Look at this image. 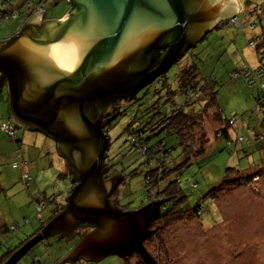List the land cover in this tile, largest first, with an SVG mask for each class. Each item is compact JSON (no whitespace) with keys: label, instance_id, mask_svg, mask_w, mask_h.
Segmentation results:
<instances>
[{"label":"water","instance_id":"95a60500","mask_svg":"<svg viewBox=\"0 0 264 264\" xmlns=\"http://www.w3.org/2000/svg\"><path fill=\"white\" fill-rule=\"evenodd\" d=\"M60 20L34 12L20 31L0 43V82L9 116L25 130L44 132L72 171L65 207L4 264H16L43 239L70 238L93 229L57 262L98 263L138 254L156 264L144 242L161 200L122 210L111 198L121 174L106 177L114 102L132 99L165 73L218 23L237 10L235 0H67Z\"/></svg>","mask_w":264,"mask_h":264},{"label":"rangeland","instance_id":"374dc122","mask_svg":"<svg viewBox=\"0 0 264 264\" xmlns=\"http://www.w3.org/2000/svg\"><path fill=\"white\" fill-rule=\"evenodd\" d=\"M3 1L0 0V11L4 10L6 6L13 7L14 10L16 9L17 16L8 20L0 14V40L10 39L14 32L18 33L20 31L27 9L22 5L25 0H9V5H4ZM32 1L37 2L38 0ZM235 2L237 12L234 16L244 24L236 27L230 18L227 19V22L223 21L208 33L204 40L197 43L195 47L190 48L181 60L168 69L167 73L168 82L171 84L170 90L176 91L177 86L173 78L184 66L194 64L197 68V80L199 79L202 82L212 81L217 105L223 110L222 115L228 118L233 114L244 117L250 128L246 131V124H240L241 135L245 138L240 146L243 149L247 148L246 150H240L237 154H230L221 141H217L212 148L206 150L203 156L206 161L200 164L201 168L198 167L197 162H194L182 171L179 180L190 207L196 206L199 200L204 198L203 196L209 191V187L221 179L225 168L237 167L241 170L253 171L255 168L261 167L259 166L261 163L260 153L256 151L255 141L252 140L253 130L257 126L256 123L261 113L254 107L253 90L247 87L242 79H234L235 75H231V73L244 67L255 68L258 65L255 44L249 41L255 40L261 31H264V0H235ZM39 5V8L43 7L46 13L45 20H60L70 10L67 0H47ZM255 19L258 21L254 27L247 26L249 22ZM165 91L160 92L159 95L164 96ZM6 93L7 88L4 86L3 96L6 97ZM142 94H144V91H141L137 96L141 97L140 99H143V102L145 100L153 101L155 97L152 94L145 96ZM3 96L0 94V127L2 125H13L15 127V137L14 139L9 138L0 129V136L4 135L3 137L7 142L3 146H9L13 152L12 155L8 150L5 154L8 158L0 163V218L1 213L7 210L10 218L6 226L8 228L20 227L13 232L0 233V250H2L3 243H10L11 245L18 243V239L14 240L21 231L22 226L20 223L26 218L37 224L39 221L37 212L41 207L39 205L41 203L39 193L49 196L46 192L50 191L53 184H57V189L54 191L53 188L52 191H54L55 196L60 198L59 202L65 204L66 196H64V193L67 190L66 188L70 186L68 180L64 179L63 182V179L56 178L60 168L48 167L45 165L46 159H39L40 155H43L41 144L33 142L34 139L29 142L30 134L25 129L18 127L10 118L9 98L7 104ZM157 97L158 95H156ZM173 97L178 105L182 104L183 97L181 94H175ZM120 107L123 113L107 132L109 149L106 155L110 159L106 161V164L114 165L117 172L124 170L125 182L119 186L117 198L119 205L129 204L133 207L131 209H135L141 202H147V199H145L146 188L143 185L144 175L148 170L146 165L147 156L138 154L132 148L128 141V135L124 131L133 114L135 104L123 103ZM253 109L257 112L251 113ZM212 123L213 121L208 118L205 125L208 128L210 142L214 139L211 135L212 132L209 133V127ZM24 132L28 135L27 139L22 135ZM159 138L160 136L153 137L151 144H155ZM15 139L19 141L17 142ZM169 139L167 142L171 145ZM240 146L239 149H241ZM180 152L181 148L179 146L174 148L171 152L172 160L177 162ZM24 156L26 159L29 158V161L39 160L42 166L47 167L42 170L39 177L29 175L25 171L27 178H25V181L21 178V182H18L14 180L15 177L12 175L11 169L18 173L21 172L27 164L24 161ZM192 183L197 184V189L194 191L188 188L189 184ZM253 188L258 195L252 191L246 192L244 190L237 192L233 197H228L223 205L217 203L218 211L222 214L226 226L231 220L229 227L225 226V229H220V231H224L223 235L218 238L221 240L220 243L217 239L218 236H212L211 231L205 232L202 236L201 229L195 221L187 223L178 221L166 227L161 238L165 241L168 252L165 256L163 253L160 254L159 263L167 264L169 260L175 257L176 262L173 264H264V172L259 175ZM52 191L50 195L53 193ZM58 198H56L57 202ZM111 198H113V195ZM209 202L210 199L203 200L204 212L201 219L206 218L208 223L203 225L213 223L216 226L218 224L219 227L223 220L218 217L216 206L212 207ZM231 203L232 205H230ZM45 204L49 208L48 211L45 209L46 207L43 210L45 209L46 214H48L53 204L46 201ZM19 216L21 218L19 222L12 220ZM29 228L33 229L31 225H29ZM211 228H213V225L210 228L208 227V229ZM228 233H232L234 236L228 238ZM150 238L151 235L148 239ZM170 239H173L174 242L170 243ZM215 239L218 242L216 241L217 244L215 243L216 245L213 248L211 241ZM147 240L144 242V247L154 255L156 251L155 240L146 242ZM45 244H49L48 249H46ZM71 248L72 242L61 245L50 238L31 249L17 264H33L34 257L40 259V264H53L54 258L59 255L64 256ZM214 250L215 253H212ZM120 261L115 256H109L98 263L86 264H119Z\"/></svg>","mask_w":264,"mask_h":264},{"label":"trees","instance_id":"16d2710c","mask_svg":"<svg viewBox=\"0 0 264 264\" xmlns=\"http://www.w3.org/2000/svg\"><path fill=\"white\" fill-rule=\"evenodd\" d=\"M45 1L47 0H38L37 2L25 0L23 2L22 5L27 8L23 24L34 12L40 9L39 4ZM3 4L9 5V0H4ZM0 14L3 15L4 18L6 17L5 19L8 20L10 18L14 19L17 16L16 9L14 10L13 7L9 8L8 6H6L4 10L0 11ZM257 21L258 20L255 19L249 22L247 26L250 28L254 27ZM23 24L21 25V28ZM15 33L16 32H14L12 35L14 36ZM6 40L5 38L1 39L0 43L5 42ZM249 42L255 44L254 46L258 58V65L255 68H241L238 71L231 73V75H235L234 79H242L243 83L253 90L252 92L254 93L253 96L255 100L254 107H256L255 109H258V111L261 113V116L258 118L256 123L257 126L253 130L254 133L252 136V140L255 141L256 145L254 147L256 148V151L260 153L259 155L261 157V163L259 166L261 167L255 168L253 171L241 170L237 167L225 168L221 179L216 184L209 187V191L205 194V196H203V199L201 198L199 200L196 206L190 207V205H188L187 197L183 192L179 180V176L181 175L182 171L188 168L194 162H197L198 167L201 168L202 166L200 164H203L204 161H206V159L203 157L206 153V150L208 148H212L217 141H221L222 145L230 154H237L240 150H246L247 148L243 149V147L240 146L245 141V138L241 135L240 124H246V131H248L250 128L244 117H238L237 115L233 114L228 118L222 115L223 110H221L217 105L216 93L214 91L215 88L214 85L211 84L212 81L210 80L202 82L199 79L197 80V68L194 64L184 66V68H182L175 75L173 80L177 86L176 91L170 90L171 84L168 82L169 78L167 76V70L165 73L156 78L151 84L145 86L141 90L144 91V94H142L143 96L147 94H152L153 96L155 95L153 101L145 100V102H143V99H140L141 97L137 96L141 92L139 91L132 99H126L122 100L121 102H117L119 108L116 112V117L106 127V131L108 132L114 125V122L123 113L121 112L122 109L120 104H135L133 114L130 117L129 123L124 131L128 135V141L132 148H134L138 154L147 156L146 165L148 170L146 171L143 179V185L146 188L145 199H147V202H141V204L135 209H138L152 200L162 201L159 217L157 220L151 223L149 228L152 231L151 238L146 241L152 242L155 240V254L153 255L152 253L148 252L149 250L146 251L152 258H154L156 264H160V254L163 253L165 256V254L168 252L165 246V241L161 238V235L164 229L170 224L178 221H184L186 223L189 221H195L201 229L202 236L205 232L211 231V235L216 237L218 236V239L223 235L224 231H220V229H225L226 223L222 218V214L218 211L217 203H219V205H223L225 204V201L228 200V197H233L237 194V192H242L244 190L246 192L252 191L258 195L253 186L256 184L259 175L264 172V31H261L255 40L253 39V41ZM182 56L177 60V62L182 59ZM4 86L7 88L5 80L0 82V94L2 96L4 92ZM162 91H165L164 96L159 95ZM175 94L182 95V104L178 105L175 102L176 100L173 97ZM156 95H158L157 98ZM3 97L5 98V102L8 104L7 93V98L5 96ZM255 109L251 110V113H256L257 111H255ZM208 118L213 121L210 126L211 129L209 127V133L212 132L211 135L214 138L211 142L209 141V134L207 132L208 128L205 126L208 122ZM42 133L45 136H48L44 132ZM155 136H160V138L155 144H151L152 138ZM168 139L171 140V145L168 144ZM177 146L181 148V152L178 161L175 162L171 158V152ZM239 146L241 149H239ZM60 158L65 163V160L61 156ZM105 158L106 161H109L110 159L108 155H106ZM108 166L113 171L117 172L116 169H113L114 165ZM119 173L121 174L122 178L121 182L113 193V198L120 209L131 210L133 207L129 204H124L122 206L119 205V200L117 198L118 188L120 185L124 184L126 177L123 169ZM57 179H66L69 181V183H71L70 181L72 179V171L70 167L66 165V163L64 171L58 172ZM188 188L191 191H194L197 189V184H189ZM71 189L72 186L70 185L69 188L65 190L64 196L67 197ZM39 194L42 196V203L44 207H46L45 201L51 202L55 205V209H53L54 212L49 216L48 219L43 221V212L45 210H43V207L39 212H37L39 222H37V226L34 229L29 231L30 233H23L24 237L23 235L21 237H17L14 241L18 239V243L15 245L3 243L2 250H0V264H4L5 261L15 251H17L32 237L40 233L46 223L64 209L65 204H61L60 202L58 203L56 200L58 197L54 194L50 196H46L44 193ZM206 198L210 199L209 204H211L212 207L216 206L217 215L220 220H223L219 227L218 224L216 226L213 223L206 226L203 225L208 224L206 218L203 220L201 219L204 212L203 200ZM230 205H232V203ZM230 221L226 227L231 225ZM212 225L213 228L208 229V227L210 228ZM19 227L20 226H14L8 228L6 226L3 229L2 226L0 229L2 232H13ZM92 229L93 227L89 225L79 226L77 227L75 234L70 238L63 237L58 234L43 239L38 244H42L44 241L53 238L54 242H58L61 245L72 242L73 247L81 237L90 232ZM232 233H228L227 237L230 238L231 236H234ZM217 239L211 241L213 248L217 244L216 241L218 242L219 240ZM169 241L170 243L174 242L173 239H170ZM220 242L221 240H219V243ZM219 246L220 245L218 244V247ZM34 247H32V249ZM45 247L48 249L49 244H45ZM212 253H215V250L212 251ZM62 256L63 255H59L54 258L53 264H57ZM119 259L121 260L119 264H145L139 255L135 253ZM39 260L40 259L38 257H34L32 260L33 264H40ZM175 262L176 258L174 257L169 260L167 264H173ZM86 263L87 262L78 260L73 264Z\"/></svg>","mask_w":264,"mask_h":264},{"label":"crops","instance_id":"0c3cea01","mask_svg":"<svg viewBox=\"0 0 264 264\" xmlns=\"http://www.w3.org/2000/svg\"><path fill=\"white\" fill-rule=\"evenodd\" d=\"M234 14H232L230 17H232ZM65 16H63V17H65ZM26 131L28 132V134H30V137H29L30 141L29 142L33 141V139H34L33 142H39V144H41V146H42L43 155H40L39 159H46L45 160V165H47L48 167L60 168L59 171H64L65 163L60 158V155L58 153V145H57V143L53 139H51L48 136H45L43 133H41L39 131H32V130L31 131L30 130H26ZM22 135L25 136V138L27 139L28 135H26L25 132ZM3 136H0V145H1L0 146V163L3 162L6 158H8L7 156H5V154L8 152V150H10V153L13 155V152L11 151V148L9 146L8 147L3 146L5 143H7L5 141V139H4L5 137H3ZM24 158H25L24 161H26L27 164H26V166L24 168H22L21 172L18 173L15 170L11 169V173L15 177L14 180H16L18 182H21V175H22L23 172L26 171L29 174L34 175L35 177H39V175L42 172V170H44L47 167V166H42L40 164L39 160L29 161L30 160L29 158L26 159L25 156H24ZM56 178H57V176H56ZM62 181L64 182V179ZM55 183H56V181H55ZM53 188H54V191H55V189H57V184L56 185L53 184L51 186V188H50V191L46 192L47 194H49V196H50V192L53 190ZM54 191H52L53 192L52 194H54ZM59 200H60V198H58V203H59ZM48 208L46 207L45 209H47V211H48ZM53 209H55V205L54 204H53L52 209L49 210L48 214H46V212L44 210L43 221L48 219L49 216L52 215V213L54 212ZM9 218H10V216H9L7 210L6 211L4 210V213H1V218H0L1 225H0V228H2V226L6 227L8 221H9ZM12 220L16 221V222H19L21 220V218L19 216L18 218H16V219L14 218ZM28 224L31 225V227H33V229L37 226V224H35L34 222H31V220L26 218L23 222L20 223V225L22 227H21L20 233L18 234V237H21L23 233L24 234L25 233H30L29 231L31 230V228H29ZM0 233H4V232H2L1 229H0Z\"/></svg>","mask_w":264,"mask_h":264},{"label":"clouds","instance_id":"9594fccd","mask_svg":"<svg viewBox=\"0 0 264 264\" xmlns=\"http://www.w3.org/2000/svg\"><path fill=\"white\" fill-rule=\"evenodd\" d=\"M70 9H71V7H70ZM37 11L44 12V9H43V8H40V9H38ZM69 11H70V10H69ZM236 12H237V10H236ZM236 12H235V13H236ZM44 13H45V12H44ZM68 13H69V12H68ZM68 13H67V15H68ZM67 15H66V16H67ZM229 18L232 19V21H233V23H234V25H235L236 27L241 26V24H244V22H239L238 19H237V17L235 18L234 15L232 16V18H231V17H229ZM44 21H49V20H45V18H44ZM223 21L225 22V21H227V19H225V20H223ZM223 21H221L220 23H222ZM220 23H218L217 26H218ZM217 26H216V27H217ZM216 27H215V28H216ZM206 36H207V35H206ZM206 36H205V37H206ZM205 37H204V38H205ZM10 126H11V125H10ZM17 126H18V125H17ZM11 127H13V126H11ZM18 127H19V126H18ZM13 129L15 130V127H13ZM39 132H40V131H39ZM41 133H42V132H41ZM107 136H108V135H107ZM14 137H15V136H14ZM15 141L18 142L19 140H18V139H15ZM118 173H119V172H118ZM21 176H22V177H21L22 180L25 181V178H26L25 176H27V174L23 172ZM70 182H71V181H70ZM71 184H72V183H70V185H71ZM71 186H72V185H71ZM43 207H44V205H43Z\"/></svg>","mask_w":264,"mask_h":264},{"label":"built area","instance_id":"2783aa9c","mask_svg":"<svg viewBox=\"0 0 264 264\" xmlns=\"http://www.w3.org/2000/svg\"><path fill=\"white\" fill-rule=\"evenodd\" d=\"M6 18V17H5ZM0 129L11 139H14L15 136V130L13 129V127L9 126V125H2L0 127ZM26 177V176H25ZM27 178V177H26ZM41 203L39 204L41 207L38 210V212L43 208V203H42V196H41Z\"/></svg>","mask_w":264,"mask_h":264},{"label":"flooded vegetation","instance_id":"af4514ba","mask_svg":"<svg viewBox=\"0 0 264 264\" xmlns=\"http://www.w3.org/2000/svg\"><path fill=\"white\" fill-rule=\"evenodd\" d=\"M184 54H186V52L184 53ZM122 101V100H121ZM121 101H116V102H114V107L116 108V112H117V110H118V103L117 102H121ZM120 106H121V104H120ZM113 121V120H112ZM111 121V122H112ZM110 123H108L106 126H105V128H104V130H105V133L107 134V131H106V127L109 125ZM103 130V131H104ZM108 135V134H107ZM104 164H105V168H106V177H110V176H112L113 174H115V173H117V172H115V171H113L109 166H108V164H106V158H105V161H104ZM114 169V168H113ZM83 226V225H82Z\"/></svg>","mask_w":264,"mask_h":264},{"label":"bare ground","instance_id":"6f19581e","mask_svg":"<svg viewBox=\"0 0 264 264\" xmlns=\"http://www.w3.org/2000/svg\"><path fill=\"white\" fill-rule=\"evenodd\" d=\"M49 21H51V20H49ZM17 34V33H16Z\"/></svg>","mask_w":264,"mask_h":264}]
</instances>
